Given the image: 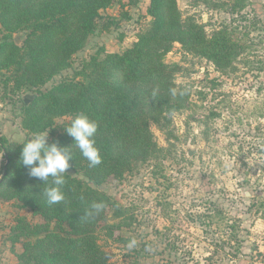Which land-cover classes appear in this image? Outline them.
<instances>
[{"label":"rangeland","instance_id":"374dc122","mask_svg":"<svg viewBox=\"0 0 264 264\" xmlns=\"http://www.w3.org/2000/svg\"><path fill=\"white\" fill-rule=\"evenodd\" d=\"M149 4L116 0L102 10L88 44L57 80L73 75L83 58L132 46L151 20ZM178 5L184 18H195L209 33L224 22L239 26L249 47L235 72L223 74L209 59L174 44L166 61L179 65L176 83L191 91L190 99L167 111L163 124H151L162 149L157 159L105 183L127 211L109 217L100 244L111 264H264V0ZM24 39V32L13 34L19 45ZM34 93L17 89L11 71L0 72V138H26L22 98ZM4 164L0 149V176ZM19 217L43 221L17 201H0V264L18 262L23 250L11 239ZM132 238L138 244L129 250Z\"/></svg>","mask_w":264,"mask_h":264},{"label":"trees","instance_id":"16d2710c","mask_svg":"<svg viewBox=\"0 0 264 264\" xmlns=\"http://www.w3.org/2000/svg\"><path fill=\"white\" fill-rule=\"evenodd\" d=\"M115 2L0 0V72L11 71L17 89L36 94L29 104L22 98L26 138H0L5 158L0 201H17L43 218L38 223L18 218L11 239L21 242L23 250L14 264H111L100 231L110 227L111 215L121 218L127 209L102 187L157 159L162 149L151 124H163L167 111L182 108L190 99L191 91L176 83L179 65L168 63L167 54L178 42L189 53L212 61L221 73L233 74L236 60L249 47L239 26L224 22L209 33L195 18L183 17L178 0H150L151 20L132 46L103 58L99 53L83 58L73 75L57 80L88 44L102 10ZM17 32L25 34L23 45L13 40ZM172 88L178 90L176 96ZM78 113L99 125L95 142L102 163L95 167H89L65 131ZM37 131H48V143L72 155L65 200L52 206L42 197V182L29 176L20 159L22 143ZM93 202L105 206L98 215L86 216Z\"/></svg>","mask_w":264,"mask_h":264},{"label":"clouds","instance_id":"9594fccd","mask_svg":"<svg viewBox=\"0 0 264 264\" xmlns=\"http://www.w3.org/2000/svg\"><path fill=\"white\" fill-rule=\"evenodd\" d=\"M171 95L176 96L178 90L170 89ZM180 91L179 95H184ZM98 123L90 119L85 113H78L65 127L66 133L74 140L76 148L88 161L89 167H95L102 163L99 149L96 147L95 136L98 131ZM72 155L66 150H61L56 143H48V131L34 132L22 143L20 159L28 168L29 176L42 182V197L48 206L56 205L65 200L63 187L66 184L69 160ZM103 202H93L85 211L86 216L98 215L104 208ZM137 240L132 238L126 247L129 250L137 247Z\"/></svg>","mask_w":264,"mask_h":264},{"label":"water","instance_id":"95a60500","mask_svg":"<svg viewBox=\"0 0 264 264\" xmlns=\"http://www.w3.org/2000/svg\"><path fill=\"white\" fill-rule=\"evenodd\" d=\"M36 97V94H26L23 96L24 101L29 104L32 100H34ZM102 189H105V187L103 186Z\"/></svg>","mask_w":264,"mask_h":264}]
</instances>
